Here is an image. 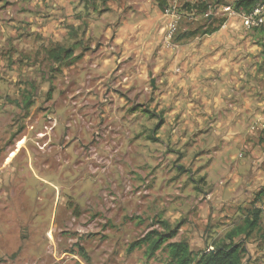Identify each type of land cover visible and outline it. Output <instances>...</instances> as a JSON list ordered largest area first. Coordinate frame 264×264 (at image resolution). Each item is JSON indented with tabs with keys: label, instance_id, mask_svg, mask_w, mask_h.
Masks as SVG:
<instances>
[{
	"label": "rangeland",
	"instance_id": "rangeland-1",
	"mask_svg": "<svg viewBox=\"0 0 264 264\" xmlns=\"http://www.w3.org/2000/svg\"><path fill=\"white\" fill-rule=\"evenodd\" d=\"M112 2L118 0H69L80 25L63 44H76L75 54L82 51L77 66L46 64L40 80L25 82L28 88L0 90L5 94L0 101V264H168L166 247L152 256L146 243L132 251L128 247L160 229L162 220L189 227L190 213L201 214L205 202L195 199L207 187L196 174L201 171L197 154L179 147L172 131L162 136L153 131L166 111L156 67L147 76L141 72L143 60L131 58L128 71H117L122 64L97 71V47L111 45L97 34V18ZM170 2L165 0L163 11ZM199 2L207 4V13L195 12ZM234 2L179 0L180 18L171 37L165 39L166 25L159 24L157 34L172 47L173 40L189 39L182 37L185 31L202 32L233 17ZM261 118L253 120L254 132L264 131ZM258 189L263 195L256 201ZM231 205L236 210L231 217L227 202H221V215L196 221V236L204 243H191L187 231L169 241L184 237L195 256L213 246L228 224L236 226L247 210L263 208L264 178L253 185L252 196ZM260 210L243 258L253 264H264Z\"/></svg>",
	"mask_w": 264,
	"mask_h": 264
},
{
	"label": "crops",
	"instance_id": "crops-1",
	"mask_svg": "<svg viewBox=\"0 0 264 264\" xmlns=\"http://www.w3.org/2000/svg\"><path fill=\"white\" fill-rule=\"evenodd\" d=\"M60 1L0 0V90H23L25 82L40 80L46 64H54L50 51L78 30L80 21L71 16L69 0ZM109 7L97 18L101 41L111 40L107 48L97 47V71L118 64L117 71H128L131 58L143 60L141 72L147 76L156 67V88L166 111L153 131L158 136L172 131L179 147L197 154L201 171L196 174L207 187L195 199L205 202L201 214L191 212L192 225L181 224L178 234L187 231L191 243H204L196 236L199 217L221 215V202H227L231 217L236 211L231 204L252 196L253 185L264 178V131L252 129L254 119L264 118V24L246 28L237 12L215 31L173 40L169 47L157 28L170 20L156 0H118ZM208 248L212 245L204 250Z\"/></svg>",
	"mask_w": 264,
	"mask_h": 264
},
{
	"label": "trees",
	"instance_id": "trees-1",
	"mask_svg": "<svg viewBox=\"0 0 264 264\" xmlns=\"http://www.w3.org/2000/svg\"><path fill=\"white\" fill-rule=\"evenodd\" d=\"M156 1L160 9L164 10L165 0ZM257 3H264V0H235L234 10L248 13ZM194 8L195 12H202L204 14L207 13L208 6L203 2H199ZM210 23H212V20L208 21V23L206 22V24L202 26L207 27ZM217 28L218 27L211 29L205 28L202 32H200V28H196L183 32L182 37L190 38L198 33H211ZM75 47L57 45L50 51L51 59L55 63L65 61L67 65L73 64L82 57V51L78 54H74ZM83 49L87 50V48ZM160 123H162V120L158 122L154 129H157ZM152 139L157 141L154 137H152ZM259 198L258 194L255 200L257 201ZM260 214L261 210L258 207L247 210L246 216L243 218L241 224L231 228L225 233L224 238L215 243L211 249L202 250L197 256H195L187 240L180 239L177 241H169L177 235L181 224L177 223L171 225L166 220L159 222L161 225L160 229H153L140 239L131 243L128 247V251H132L137 246L146 243V251L149 256H152L162 247H166L169 257L168 264H243V258L246 254L244 241L258 229ZM260 235L261 239L264 241V228ZM235 238H238V240H235Z\"/></svg>",
	"mask_w": 264,
	"mask_h": 264
},
{
	"label": "built area",
	"instance_id": "built-area-1",
	"mask_svg": "<svg viewBox=\"0 0 264 264\" xmlns=\"http://www.w3.org/2000/svg\"><path fill=\"white\" fill-rule=\"evenodd\" d=\"M179 0H171L170 2V8L163 11L166 15L168 14L170 16V21L167 25V32L165 39H169L174 32L176 25L178 23V19L180 18L179 14ZM226 9H230V7H226ZM238 12V11H236ZM239 14H241L245 18V24L247 28L251 27H258L264 24V3H257L253 9L246 13L244 11H239ZM262 121H264L263 118H261ZM262 127H264V122L262 124ZM253 129V125H252ZM264 209V205L263 208ZM209 250V248L207 249Z\"/></svg>",
	"mask_w": 264,
	"mask_h": 264
}]
</instances>
